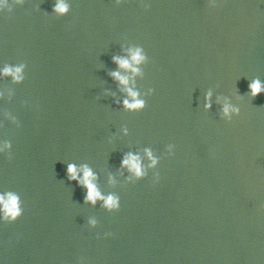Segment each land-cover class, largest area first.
Here are the masks:
<instances>
[{
    "label": "water",
    "instance_id": "1",
    "mask_svg": "<svg viewBox=\"0 0 264 264\" xmlns=\"http://www.w3.org/2000/svg\"><path fill=\"white\" fill-rule=\"evenodd\" d=\"M58 2L0 0V264H264V0Z\"/></svg>",
    "mask_w": 264,
    "mask_h": 264
},
{
    "label": "clouds",
    "instance_id": "2",
    "mask_svg": "<svg viewBox=\"0 0 264 264\" xmlns=\"http://www.w3.org/2000/svg\"><path fill=\"white\" fill-rule=\"evenodd\" d=\"M55 10L60 13H65L68 11V5L64 3V0H59V2L55 6ZM113 59L116 60L120 64L121 67H130L129 61L126 59H122L120 57H114ZM132 59L136 61L137 63H139L142 59H144V57L140 54V51L137 50L133 54ZM15 71L18 73L20 72V69L17 68ZM5 73L11 74L12 69L6 68ZM112 75L120 79L122 83L127 84V79L125 77H121L119 72H113ZM16 78L19 79L20 77L17 76ZM249 87L251 88L253 96L259 95L262 91H264V85H262L259 80L253 81L249 85ZM129 91L131 92V90ZM131 95L135 97L137 94L135 92H131ZM210 95L211 94L209 93V98H210ZM125 104L129 108H138V107L143 106V102L139 100H137L135 103H129L128 101H125ZM208 106L210 107V104ZM229 109H230V105H225L224 112L228 113ZM149 156H151V152H149ZM153 163H155V161H153ZM123 164L128 166L131 170H133L137 176H140L143 174L141 170L140 159L138 156H135L129 153L127 157L124 159ZM68 173H69L70 179H73V180L79 179L78 169L75 164L68 165ZM92 178H93V172L91 171V169H88L87 166H85L83 179L80 180V183L82 185H85L89 190L88 195L86 196V200H90L92 201V203H95L97 198H103V197H101L100 192L97 190V188L93 184ZM0 201H3V197H0ZM17 204H18L17 198L14 196H10V198L4 202V210H5L6 216L10 215L13 219H15L16 216L19 215V208ZM105 204L109 208L118 209L120 207L118 198L112 197V196L108 197L105 200Z\"/></svg>",
    "mask_w": 264,
    "mask_h": 264
}]
</instances>
